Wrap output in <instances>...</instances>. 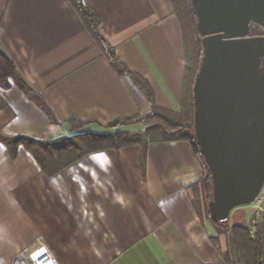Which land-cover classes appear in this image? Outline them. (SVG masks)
Instances as JSON below:
<instances>
[{"label":"crops","instance_id":"0c3cea01","mask_svg":"<svg viewBox=\"0 0 264 264\" xmlns=\"http://www.w3.org/2000/svg\"><path fill=\"white\" fill-rule=\"evenodd\" d=\"M81 1L155 105L179 112L185 60L171 0ZM0 52L36 99L15 85L0 89L4 135L52 141L71 135L70 120L85 124L78 133L143 130L105 129L151 106L115 72L68 0H0ZM140 156L139 146L91 152L49 175L24 148L12 159L0 142V264L38 246L58 264H239L226 261L228 239L195 211L193 185L205 171L191 145L149 144L144 171Z\"/></svg>","mask_w":264,"mask_h":264},{"label":"water","instance_id":"95a60500","mask_svg":"<svg viewBox=\"0 0 264 264\" xmlns=\"http://www.w3.org/2000/svg\"><path fill=\"white\" fill-rule=\"evenodd\" d=\"M203 56L194 129L212 179L210 218L224 222L264 186V0H190ZM263 69V70H262Z\"/></svg>","mask_w":264,"mask_h":264},{"label":"trees","instance_id":"16d2710c","mask_svg":"<svg viewBox=\"0 0 264 264\" xmlns=\"http://www.w3.org/2000/svg\"><path fill=\"white\" fill-rule=\"evenodd\" d=\"M82 20L87 32L96 42L102 53L107 57L118 75L128 76L134 86L144 95L151 106L150 114L141 117L118 118L108 123L105 129L116 130L121 127L141 124L143 130L137 132L115 131L106 133H78L85 124L68 121L71 135L52 141L34 139L28 136H7L1 130L9 118L6 103L0 96V111L4 115L0 119V142L6 147L10 157L14 159L20 147L24 148L35 160L41 170L52 175L75 163L83 156L96 151L119 149L128 146H139L141 149L140 167L144 171V159L147 146L161 142H188L194 153L198 155L204 167L203 178L195 185V211L200 219L211 224L217 235L228 239V248L234 246L237 252L234 263L264 264V211L259 217L242 221L234 219L232 224L217 222L210 218L208 203L212 200V179L200 153L194 129L193 85L199 71L203 56L201 35L197 29V18L190 0H171L177 16L184 46V92L181 109L173 112L155 105L152 91L148 83L137 74L128 70L116 57L113 49L106 44L99 34V20L96 13L82 4L81 0H68ZM12 84L22 90L30 99L36 100L32 90L19 76L14 64L0 52V89H9ZM46 109V108H44ZM49 114V110L46 109ZM216 242L215 237H211ZM224 258L232 261L230 251Z\"/></svg>","mask_w":264,"mask_h":264},{"label":"built area","instance_id":"2783aa9c","mask_svg":"<svg viewBox=\"0 0 264 264\" xmlns=\"http://www.w3.org/2000/svg\"><path fill=\"white\" fill-rule=\"evenodd\" d=\"M264 189V187H263ZM257 215L264 211V191L261 190L256 201L251 204ZM39 254V255H38ZM34 256H36L34 258ZM14 264H58L56 260L50 255L46 248L38 246L31 248L24 253L16 256Z\"/></svg>","mask_w":264,"mask_h":264},{"label":"rangeland","instance_id":"374dc122","mask_svg":"<svg viewBox=\"0 0 264 264\" xmlns=\"http://www.w3.org/2000/svg\"><path fill=\"white\" fill-rule=\"evenodd\" d=\"M252 31H253V33H255V34H264V29H256L255 27H253L252 28ZM12 85H14V84H12ZM2 117V116H1ZM1 119V118H0ZM264 187V186H263ZM262 190L264 191V189L262 188ZM242 210H239V211H237V212H235V217H234V219L236 220V222L237 221H242L243 219L242 218H244L245 216H246V220H249V219H251L252 217H259V215H257V213L254 211V209L252 208V206L251 205H249V206H245V207H242L241 208ZM234 211H232V213H233ZM232 213H231V215H230V218L227 220V221H225V223H228V224H232V220H231V218H232ZM227 251H230V253H231V259H232V261L233 260H236L235 258L237 257V252L234 250V246H232V245H230V248H228L227 247Z\"/></svg>","mask_w":264,"mask_h":264},{"label":"flooded vegetation","instance_id":"af4514ba","mask_svg":"<svg viewBox=\"0 0 264 264\" xmlns=\"http://www.w3.org/2000/svg\"><path fill=\"white\" fill-rule=\"evenodd\" d=\"M253 27H255L256 29H260V30L262 29V28H260V27H258V26H255V25H253L252 28H253ZM252 28H251V36H252V37H262V36H264V34H258V35H257V34H255V33H253ZM262 70H263V69H262Z\"/></svg>","mask_w":264,"mask_h":264}]
</instances>
